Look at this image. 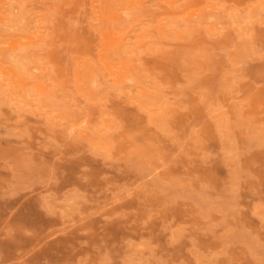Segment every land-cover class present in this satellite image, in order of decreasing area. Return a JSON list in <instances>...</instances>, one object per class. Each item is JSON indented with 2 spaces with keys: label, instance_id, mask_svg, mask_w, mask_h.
Segmentation results:
<instances>
[{
  "label": "rangeland",
  "instance_id": "rangeland-1",
  "mask_svg": "<svg viewBox=\"0 0 264 264\" xmlns=\"http://www.w3.org/2000/svg\"><path fill=\"white\" fill-rule=\"evenodd\" d=\"M0 264H264V0H0Z\"/></svg>",
  "mask_w": 264,
  "mask_h": 264
},
{
  "label": "bare ground",
  "instance_id": "bare-ground-1",
  "mask_svg": "<svg viewBox=\"0 0 264 264\" xmlns=\"http://www.w3.org/2000/svg\"><path fill=\"white\" fill-rule=\"evenodd\" d=\"M125 15V14H124ZM214 19H212V21H213ZM109 22H111L110 24H112V18L110 17V19H109ZM129 27V26H128ZM241 30V29H240ZM107 37H105V39L107 40V42H106V48L108 49V51H109V53H111L112 54V49H115V48H117V46H118V44H117V42L113 39L112 40V30L111 29H108V31H107ZM125 36V35H124ZM108 60H110V57L108 58ZM20 62H21V65H19V66H17L18 67V70H17V72H11L12 73V75L14 76V77H16L17 75H21L22 73L21 72H23V70H25V68H24V66H25V63H24V60L23 59H21L20 60ZM101 62H102V64H103V67H104V69H105V71L106 72H108L109 73V75H110V77H112V70H111V68H110V63L106 60V59H104L103 57H101ZM23 75V74H22ZM2 76L3 77H6V74L5 73H2ZM123 78V77H122ZM17 82H14V81H10V87H12L11 89H12V91L15 93V95L17 96V97H19V98H25L26 96H28L29 95V93L27 92V91H25L24 89H21V86H20V82L18 81V80H16ZM131 81V80H130ZM19 85H18V84ZM130 83V82H129ZM95 84V83H94ZM95 86V85H94ZM15 97V96H14ZM14 104V103H13ZM18 106V105H17ZM143 108V107H142ZM142 108H141V110H142ZM153 108H154V106H153ZM20 113V112H19ZM23 114V113H22ZM23 117V116H22ZM79 135L80 136H84V135H86V136H88V137H90V136H92L93 137V135H94V133H93V131L90 129V128H83V129H81V131H80V133H79Z\"/></svg>",
  "mask_w": 264,
  "mask_h": 264
}]
</instances>
